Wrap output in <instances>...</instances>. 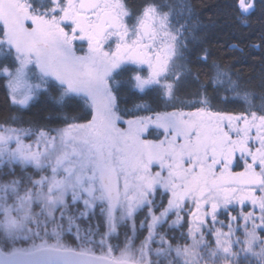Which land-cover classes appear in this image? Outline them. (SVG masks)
Masks as SVG:
<instances>
[{
  "label": "snow or ice",
  "instance_id": "1",
  "mask_svg": "<svg viewBox=\"0 0 264 264\" xmlns=\"http://www.w3.org/2000/svg\"><path fill=\"white\" fill-rule=\"evenodd\" d=\"M226 7L264 50V0ZM198 27L171 0H0V264H264V71L201 82Z\"/></svg>",
  "mask_w": 264,
  "mask_h": 264
},
{
  "label": "trees",
  "instance_id": "2",
  "mask_svg": "<svg viewBox=\"0 0 264 264\" xmlns=\"http://www.w3.org/2000/svg\"><path fill=\"white\" fill-rule=\"evenodd\" d=\"M230 0H171L177 12L181 11V5L190 6L193 14V24L199 25L197 28V40L190 44V48L198 50L200 47L207 49L209 58L206 63H196L192 65L193 72H199L201 82L207 83L208 77L212 74L213 63H218L223 67L235 65L233 71L237 72L240 79L246 85L259 92L261 86V73L264 71V50L254 49L252 44H259V24L256 17H253L251 27L240 25L228 15L227 4ZM259 16V12H257ZM232 45H238L243 49L232 50ZM194 59V58H193ZM3 89L0 88V119L7 114L3 103ZM195 91L192 86L187 92L181 93L182 98H186L189 92ZM132 100L128 102L131 106ZM155 106V105H153ZM43 105L38 104L28 114L25 119L41 116ZM123 237L121 236V240Z\"/></svg>",
  "mask_w": 264,
  "mask_h": 264
}]
</instances>
